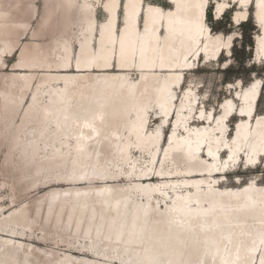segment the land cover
<instances>
[{
  "label": "bare ground",
  "instance_id": "1",
  "mask_svg": "<svg viewBox=\"0 0 264 264\" xmlns=\"http://www.w3.org/2000/svg\"><path fill=\"white\" fill-rule=\"evenodd\" d=\"M42 2L45 30L30 38L53 23L56 31L46 44L20 46L35 0H0V68L18 54L4 75L11 83L0 98V136L29 171L16 190L49 187L30 205L0 203V264H264V184L238 175L237 187L223 182L238 167L264 165V110H256L264 80L226 82L230 94L217 114L200 105L196 85L183 86L195 63L229 56L238 37L212 31L210 0ZM257 3L213 0L212 15L234 8L231 22L239 25L252 6L253 63L264 65ZM219 5L226 7L218 12ZM97 8L105 13L100 22ZM233 117L234 137H225ZM152 118L157 125L147 134ZM42 227L52 242H37L64 252L23 242Z\"/></svg>",
  "mask_w": 264,
  "mask_h": 264
},
{
  "label": "rangeland",
  "instance_id": "2",
  "mask_svg": "<svg viewBox=\"0 0 264 264\" xmlns=\"http://www.w3.org/2000/svg\"><path fill=\"white\" fill-rule=\"evenodd\" d=\"M144 1L151 2V3H157L163 7L169 6L166 2L167 0H144ZM212 7H213V0H210L209 5L207 7V12H206V20L210 28L212 29V31L214 32L221 31L223 33L235 32L237 33L238 37H236L233 41L231 53L229 56H226L225 54H221L218 58V62H210V63L204 64V63H201L200 61L199 63H195L194 70L184 73L185 75H184V85L183 86L185 87L186 85H189V84L196 85L195 92L198 94L199 97L202 96L200 98V101H202L200 105L203 104L206 110L213 108L214 112L217 114L219 111L218 104L225 97H228L230 94V92L227 91V89L224 87V84L226 82H233L235 79L239 78L242 81V83L246 85L254 76L260 77L264 80V65L259 64V63L258 64L253 63L255 61V53L252 51L253 45H254L253 38H254V35L258 32L259 28L256 27V25L258 24L257 19L252 16V13H253L252 6H249L248 8L249 10L246 9V11H249L250 13L248 21L242 22L241 24H239L240 26L234 25L231 22L232 20L231 15L234 11V8H230L226 13H224L221 19L216 20L213 18V15H212ZM42 11H43L42 0H35V13H34V16L30 19V29H28L30 32L27 33L28 31H26L24 35L21 36L19 40L20 46H23V45L30 46L32 41L46 44L48 43L49 36L51 35L50 31L51 30L53 32L56 31V26L53 23L49 31L47 29L46 30L47 32L45 31L44 32L45 34L42 37H39L38 39H35V40L30 38V33L32 30H37V29L41 30L43 28L41 24ZM103 12L104 11L101 8H97L96 10L97 22L104 20L105 13ZM253 18H255V20ZM118 23H119L118 25L121 24V9H119L118 11ZM139 25H141V18L139 19ZM42 30H45V29H42ZM74 44H76V42H74ZM17 56L18 54L16 53L11 57L2 58L5 65L4 67L0 68V94L2 95L0 96V98H2L4 95V92L7 91L6 88L8 85L6 84L11 83L10 80H8L7 77L4 75L10 73L8 66L17 59ZM226 59L229 62V64L227 68H222V62ZM132 73L134 76L137 75V72L132 71ZM34 81L36 82V80ZM34 81L32 85H36ZM178 93L179 92L177 90V94ZM28 96L29 94L27 93L26 96L24 97V102L27 100ZM256 110H257V113H261L264 110V90L258 100ZM17 119H18V116L15 118L14 121L17 122ZM236 119H237L236 117H233L229 122H227L226 124L227 131H226L225 137L227 136V132H229L228 137H234V132L236 131V127H237V124H234ZM172 121L168 123L170 124L168 129L166 128L167 137L171 133V130L173 127L171 125ZM156 125H157V121L154 122L152 118L147 134L150 133L151 128L155 129ZM164 125H166V123ZM1 129H2V132L0 131V134L5 135L3 131L5 130L6 132V129L4 128H1ZM3 135H1L2 137L0 136L1 138L0 140V203L6 204L4 206V210L10 207H11L10 208L11 210L15 208L16 206L25 205V204L30 205V203H34L36 200H38V197L39 198L42 197V195H44L45 192L49 190V187L41 183V185L38 184L36 187H31L23 191L16 190V183L22 180V178L25 175H27L29 171L26 170L27 165L24 164L23 160L20 158L17 152L15 153L7 152L6 149H8V146L6 145H8L9 141L8 140L6 141ZM6 136L8 135L6 134ZM159 153L160 152H157V156L159 155ZM133 154L135 155V153ZM136 157H139V154H136ZM235 175H238L241 183L247 182L248 184H250V179L256 178L255 181L259 183V186L263 185L264 184V165L262 166L258 165L256 167H247V168L238 167L235 170L230 171L227 174L226 178L223 180L226 186H230V187L239 186V184H236L233 182V180L234 181L238 180L234 178ZM47 177L48 176H43L42 178L45 179ZM39 179L40 178H38L37 181H39ZM11 200H14L13 203H10ZM44 222L45 221H43V224ZM42 228H44V230L37 229L34 233H32V235L34 236L33 238H35V241L26 240L23 242L30 243L31 246L39 247L42 249L55 250L56 253L64 252L63 251L64 248L61 246H59V249H56V248L50 247L51 245L49 243L47 245V243L37 242L38 240H46L44 239L46 237H48L49 239L48 238L47 239L52 242L53 237L51 238L50 236H48L49 228L48 227H42ZM50 230L52 232H55V228H53L52 226ZM55 236H58V235L55 234ZM76 239H80V237H76ZM77 244L79 245L78 242L76 243V245ZM72 255H76V254H72Z\"/></svg>",
  "mask_w": 264,
  "mask_h": 264
},
{
  "label": "snow or ice",
  "instance_id": "3",
  "mask_svg": "<svg viewBox=\"0 0 264 264\" xmlns=\"http://www.w3.org/2000/svg\"><path fill=\"white\" fill-rule=\"evenodd\" d=\"M241 4L244 5V6H247V3H248V0H240ZM197 7H202L201 5H197ZM226 7L225 5H219L217 7V11L220 12L223 10V8ZM257 7L258 8H261V9H264V0H258V3H257ZM149 11L151 12L152 9H149ZM161 19H163V13L160 12L159 13ZM241 17L240 16H237L236 17V22L239 23ZM260 20H261V24H264V16H261L260 17ZM200 30L203 31V25L201 24L200 25ZM232 37H229V40H231ZM121 55H124V50H123V41L121 42ZM77 66L79 67V62L77 64ZM108 66H114V65H108ZM253 88H255V85H253ZM209 155L211 156L212 153L211 151L209 152ZM229 159H231V157H229ZM249 163H255L254 160H249Z\"/></svg>",
  "mask_w": 264,
  "mask_h": 264
},
{
  "label": "water",
  "instance_id": "4",
  "mask_svg": "<svg viewBox=\"0 0 264 264\" xmlns=\"http://www.w3.org/2000/svg\"><path fill=\"white\" fill-rule=\"evenodd\" d=\"M252 16L254 17V14L252 13ZM255 20V18H253Z\"/></svg>",
  "mask_w": 264,
  "mask_h": 264
},
{
  "label": "trees",
  "instance_id": "5",
  "mask_svg": "<svg viewBox=\"0 0 264 264\" xmlns=\"http://www.w3.org/2000/svg\"><path fill=\"white\" fill-rule=\"evenodd\" d=\"M244 22H246V21H244ZM264 86V85H263Z\"/></svg>",
  "mask_w": 264,
  "mask_h": 264
}]
</instances>
